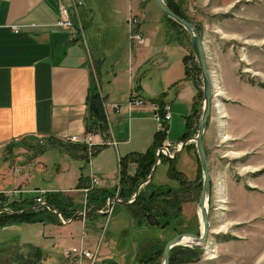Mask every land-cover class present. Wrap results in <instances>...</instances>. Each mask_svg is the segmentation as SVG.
<instances>
[{
    "label": "rangeland",
    "instance_id": "rangeland-1",
    "mask_svg": "<svg viewBox=\"0 0 264 264\" xmlns=\"http://www.w3.org/2000/svg\"><path fill=\"white\" fill-rule=\"evenodd\" d=\"M80 2L85 8L89 6L88 0ZM241 8L248 17L236 20V14ZM249 10L244 1L227 15L208 17V22L203 24L193 23L187 17L198 28L211 78V112L204 137L210 170L207 201L210 231L201 248L190 244L177 246L178 250L169 259V264H264V0H256L252 5L253 11L249 13ZM167 24L169 39L177 41L186 52L181 46L178 50L172 47L156 52L153 61L147 62L141 72L146 76L141 82V98L143 106L152 107L155 102L148 100L161 97L169 103L171 120L165 141L177 144L185 132V117L192 113L193 96L198 93L197 98H194L198 112L192 119V137L196 135L202 113V80L200 72H192L195 83L186 79L182 60L185 53L193 55L189 37L182 29L168 22ZM218 25L221 28L218 29ZM155 29L157 32L158 26ZM84 48L86 52L85 44ZM194 61L196 63L195 58ZM175 75H184L187 84L183 92L182 85L174 84L169 88L166 85L167 80ZM177 91L181 92L179 98H175ZM162 142L157 152L163 146ZM35 146L41 148L34 149L38 157L35 166H26L30 163L31 156L21 151L15 152L12 159H0V173L5 174L3 183L0 182V190L4 191H0V194L1 200L6 204L17 197L16 193L31 199L35 195L46 197L49 193L75 186L76 189L85 187L83 182L82 188H77L78 181L74 183L75 169L72 170L71 167L74 168L75 161L71 166L65 162L74 160L69 158L71 152L42 148L40 143ZM33 156L34 153L32 158ZM161 159L155 167L152 184L170 185L177 191L179 188L189 190L185 194L187 200L182 204L179 217L168 226L138 229L136 224L131 226L126 214L118 213L111 219L108 217L107 220L98 221L94 226H91L93 223L89 224L85 230L80 221L61 225L62 220L58 215L34 205L23 210L29 212L46 209L59 222L6 223L0 227V245H4L2 253L19 260L20 264L25 261L27 264L30 263V255L32 258L36 256L31 252L38 249L46 256L45 264H59L62 251L79 248L82 244L81 236H85L84 247L91 252L97 251L99 262L162 264L161 253L168 240L180 234L200 235L197 202L201 184L194 189L193 181H197L199 177L202 180V175L199 173L193 148L185 147L177 157L175 168L183 175H177L175 181L168 178V164ZM13 168H16L13 172L18 174L15 179L9 172ZM181 179L185 181L183 186H180ZM85 188H88L89 193L90 188ZM120 189L121 187L115 193L116 197L119 196ZM70 196L77 201L76 193ZM86 199L87 196H84L83 201ZM132 199L133 195L125 202L131 203ZM72 202L70 200V204L62 205L68 215L65 222L87 216V211H97L86 207V210L77 213L78 207H73ZM106 205L108 206L107 201L100 210L105 209ZM60 215L62 216L61 213ZM158 239L161 241L154 243ZM18 242L24 247H20ZM144 243L146 244L142 248ZM25 247L34 248L30 255ZM136 254L138 261L134 257Z\"/></svg>",
    "mask_w": 264,
    "mask_h": 264
},
{
    "label": "crops",
    "instance_id": "crops-1",
    "mask_svg": "<svg viewBox=\"0 0 264 264\" xmlns=\"http://www.w3.org/2000/svg\"><path fill=\"white\" fill-rule=\"evenodd\" d=\"M169 1L193 23L203 24L208 22V17L227 15L244 1L251 13L256 0ZM88 3L89 6L85 8L80 0H0V159H12L15 152L21 151L31 156L26 166L32 167L38 159L34 150L40 148L35 146L37 143L41 142L42 148L59 149L61 152L67 150L71 152L69 158L74 160L65 161L66 164L70 163L71 166L75 161L74 168L71 167L75 169L74 183L81 176L90 192L94 189L107 190L112 193L107 204L114 200L111 208L106 205L103 210L87 211L92 214L87 213V216L69 222L61 221L60 224L80 221L86 230L89 224L93 223L91 226H94L102 219L124 213L131 226L136 224V228L140 229L145 226L134 222L126 207H123L130 203L118 200L115 193L120 188L122 172L131 177L136 174L137 165L132 159L155 147L157 131L150 106L129 111L127 105L131 92L143 96L141 82L146 76L141 72L147 62L153 61L156 52L163 48L174 47L178 50L179 46L184 47L169 39L168 24L153 0H88ZM61 6L69 9L73 28L57 26ZM243 12L241 8L236 20L248 17ZM130 15L138 19L132 31L142 35L143 44L130 39L127 22ZM157 26L159 30L156 32ZM217 28L221 27L218 25ZM75 32L78 36L73 38ZM174 84L182 85L183 92L187 84L184 75H175L166 82L168 88ZM93 88H96L104 104L102 114L107 130L102 133L93 127L88 128L89 122L99 120V113L89 108ZM180 96L181 92L177 91L175 98ZM148 101L168 105L170 109L163 97ZM112 104L118 105L120 111L113 110ZM85 133L92 136L90 154L87 149L67 142L69 137L83 136ZM179 142L182 141L179 139ZM32 153L35 155L33 158ZM14 169L9 172L15 179L18 174L13 172ZM4 179L2 172L0 182L3 183ZM92 179H97L99 183L92 185ZM75 187L58 190V193L70 198L79 213L86 210V201L83 200L88 188ZM74 193L77 194V201L70 196ZM37 197L39 195L31 199L35 201ZM18 198L28 199L17 195L11 201H18ZM41 198L46 203L45 197ZM93 205L90 208H95ZM85 239V236H81L83 246ZM158 241L161 240L154 243ZM18 245L24 247L20 243ZM3 246L0 245V264H20L19 260L2 253ZM25 249L29 254L34 248ZM31 253L36 256L32 258L29 254L30 263L27 264L46 263V256L41 251L35 249ZM137 256H134L136 261ZM86 263L83 261L82 264ZM59 264L73 263L61 256ZM95 264L113 263L101 260Z\"/></svg>",
    "mask_w": 264,
    "mask_h": 264
},
{
    "label": "trees",
    "instance_id": "trees-1",
    "mask_svg": "<svg viewBox=\"0 0 264 264\" xmlns=\"http://www.w3.org/2000/svg\"><path fill=\"white\" fill-rule=\"evenodd\" d=\"M167 6L170 8V10L176 14L177 16L181 17L182 19L189 21V19L181 12V10L173 6V4L169 0H164ZM163 18L172 26L178 27L182 29L177 24L173 23L172 21L166 19L164 16ZM183 30V29H182ZM198 30V28H197ZM184 31V30H183ZM185 32V31H184ZM186 33V32H185ZM183 65H184V74L187 80L192 81L193 83V74L192 72H200L198 66L196 65L194 61L193 55H185L183 57ZM93 95L89 102V108L92 110L97 111L99 114V120L95 122H89L88 128L92 129V127L99 131L100 133L107 130V126L105 124V119L102 114V107H101V98L99 93L96 91V88L92 89ZM198 93L195 96V99L197 98ZM195 101L192 105V113L189 116L185 117V132L181 136L180 141H185L193 136V125H192V119L195 117L196 111L195 109ZM88 129V130H90ZM164 136L157 133L156 136V142L155 147L161 146V142L164 140ZM78 147H81L83 149H86L82 145H75ZM155 147L148 150L146 154L139 155L134 160V162L137 165L136 174L131 177L127 176L122 172V177L120 179V187L119 190V198L124 200L123 202L129 200L133 193L136 191L138 183L144 181L147 179V177L151 173V169L156 161L155 156ZM193 148V146H186V149ZM163 160L168 164V171L167 176L170 180H176L177 175L180 177L183 175L182 172L176 170L175 163L177 160V157L174 159H168L165 157H162L161 161ZM198 162V159H197ZM198 170L199 173L201 172L199 162H198ZM200 175V174H198ZM83 178L80 176L77 188H82L81 182ZM182 180V179H181ZM201 184L200 177L197 181H193V184L198 182ZM185 184V181L182 180L180 183V186H183ZM126 186V187H125ZM200 185H196L198 187ZM188 191H186L183 188H179L178 191L173 188V186L170 185H159L155 186L152 184V182L148 183L145 186V189L142 190L138 195L136 196L135 200L131 202L130 204L126 205V209L128 213L130 214V217L134 222H136L139 226H153L158 228H164L168 226L174 219L179 217L182 204L187 200L185 198V194ZM45 197V196H44ZM112 197V193L108 192L107 190H95L91 191L87 194L86 199V207H90L93 205L95 208L92 210H98L101 209L104 205V203L107 201L108 198ZM70 198L65 197L62 195V193H49L45 197V202L47 205H49L51 208L56 209L59 211L64 219L68 218V215L65 214V211L62 208V205H66L67 203L70 204ZM36 205L35 201L33 199H25V200H16L11 201L10 203H5L4 200H1L0 203V209L7 208L9 210L19 212L27 207ZM57 217L52 215L49 211L46 209H40L38 211H29L25 212L20 216L16 215H8L6 213L0 214V227L4 226L8 222L16 221L17 223H35V222H51V223H58L56 222ZM176 247L171 249L170 251V259L171 256L177 251Z\"/></svg>",
    "mask_w": 264,
    "mask_h": 264
},
{
    "label": "water",
    "instance_id": "water-1",
    "mask_svg": "<svg viewBox=\"0 0 264 264\" xmlns=\"http://www.w3.org/2000/svg\"><path fill=\"white\" fill-rule=\"evenodd\" d=\"M153 2L166 19L180 26L187 33L190 41V46L194 58L196 60L197 66L199 68L201 74V80H202V113L199 123L197 125L196 135L185 141L180 142L178 151L172 157H169V159L176 158L180 154V152L184 149V147L187 146L188 144H193L194 146L202 175L201 192L197 202L199 218L201 222V232L199 236H195L187 233V234L177 235L171 238L170 240H168L164 244V247L162 249L161 260H162V264H169L171 249L185 244L183 243L185 238H190L193 240V242L190 243V245H194L198 248H201L206 243L210 231V223H209V215H208V207H207L208 195L210 192V170H209L207 154L204 146V133L211 112L212 91H211V78L207 67L206 55L197 28L191 22L186 21L181 17L177 16L176 14H174L167 6L164 0H153ZM160 159H161V154L159 152L157 154L156 161L151 169L150 175L147 177L146 180L140 182L139 185L137 186L132 202L133 200H135L136 196L138 195L139 190L152 181L155 167L158 163H160ZM112 200L114 199H111V201H109L108 203L109 208H111ZM125 203H129V202H125ZM35 207L46 208L50 212L58 215L61 218V220L65 222V219L60 215V213L54 211L46 203L36 204ZM3 212L8 215L20 216L23 213H25L26 210H22L20 212H15L12 210H4Z\"/></svg>",
    "mask_w": 264,
    "mask_h": 264
},
{
    "label": "built area",
    "instance_id": "built-area-1",
    "mask_svg": "<svg viewBox=\"0 0 264 264\" xmlns=\"http://www.w3.org/2000/svg\"><path fill=\"white\" fill-rule=\"evenodd\" d=\"M128 26L130 29V39L136 41L139 44L144 43V39L142 38V35L139 33H134L132 31L133 27L138 23V19L134 16H129L127 19ZM57 26L64 28V29H70L73 28V22L71 20V15L70 11L66 6H61L60 8V19L57 22ZM78 34L77 32L74 33L73 38L77 37ZM101 98V97H100ZM101 106L104 109V104L103 100L101 98ZM143 99L138 96L135 92L131 93V96L128 101V109L129 111L135 109V108H140L143 106ZM112 109L115 110L116 112L120 111V107L116 104H112ZM152 113H153V119L156 123V131L158 134L163 135L166 137L167 131H168V126L171 120V114H170V109L168 105L155 102L152 107H151ZM67 142L69 144H74V145H82L84 146L88 151L89 154L93 148L92 144V136H90L88 133H85L83 136H72L67 139ZM163 146L159 149L157 154L160 152L161 157H172L179 149V144H172V143H167L165 141V138L163 140ZM42 145V143L40 142ZM19 170V169H18ZM21 173V171H20ZM99 181L97 179H92V185H97ZM19 195V193H16ZM1 196L0 194V203H1ZM36 204H44L42 202L41 196L37 197L35 200ZM4 210H9L7 208L0 209V214L4 213ZM62 257L72 261L73 264H82L83 261H86L87 264H95L97 262V251L91 252L88 251L84 248V246L81 244L79 248H71V249H64L62 251Z\"/></svg>",
    "mask_w": 264,
    "mask_h": 264
},
{
    "label": "bare ground",
    "instance_id": "bare-ground-1",
    "mask_svg": "<svg viewBox=\"0 0 264 264\" xmlns=\"http://www.w3.org/2000/svg\"><path fill=\"white\" fill-rule=\"evenodd\" d=\"M193 242V240L192 239H190V238H185L184 239V241H183V243H187V244H190V243H192Z\"/></svg>",
    "mask_w": 264,
    "mask_h": 264
},
{
    "label": "flooded vegetation",
    "instance_id": "flooded-vegetation-1",
    "mask_svg": "<svg viewBox=\"0 0 264 264\" xmlns=\"http://www.w3.org/2000/svg\"><path fill=\"white\" fill-rule=\"evenodd\" d=\"M194 186H193V188L195 189V186L196 185H200V183H199V181L198 182H196L195 184H193ZM191 190V189H190ZM188 192H189V190H188Z\"/></svg>",
    "mask_w": 264,
    "mask_h": 264
}]
</instances>
